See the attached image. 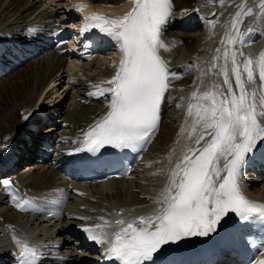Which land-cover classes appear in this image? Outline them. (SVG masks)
<instances>
[{
	"label": "snow or ice",
	"instance_id": "obj_1",
	"mask_svg": "<svg viewBox=\"0 0 264 264\" xmlns=\"http://www.w3.org/2000/svg\"><path fill=\"white\" fill-rule=\"evenodd\" d=\"M215 2L222 5L224 0ZM132 3V10L118 19L93 14L85 20L83 31L98 29L109 38L107 42H115L122 58L115 75L103 82L108 87L94 85L96 91L88 93L89 96L109 93L108 110L84 133V147L77 151L96 153L106 145L137 150L141 142L150 138L159 121L160 105L170 77L159 50H168L161 32L172 15L171 0H132ZM84 7L79 5L76 10L82 11ZM237 7L240 10L231 19L234 34L226 41L232 47H225L222 55L221 49H216L217 55L207 71L198 77L203 84L201 77L211 73L222 77L223 83L213 82L209 90L191 94L187 115L194 119L188 139L192 140L195 134V147L185 145L168 184L153 201L156 210L127 221L122 213H117L120 218L114 222L118 226L115 232L104 230L112 226L107 220L103 225L82 229L87 239L96 244L107 243L105 256L119 264H146L153 261V254L163 245L185 237L208 236L230 212L241 220L249 215L264 217V204L249 201L239 185L246 156L259 141H264V52L258 62L245 57L242 47L247 41L241 26L246 17L257 12L253 7L245 10L244 3ZM259 8L262 11L258 16H264V0H259ZM252 31L251 27L247 29V33ZM104 42L101 38V43ZM238 42L241 48L235 47ZM221 43L225 41L222 39ZM220 60L223 62L218 64ZM0 187L12 193L17 209L25 211L31 207V200L17 199L9 179L0 180ZM13 240L20 248L17 264H40L43 257L35 247L15 237Z\"/></svg>",
	"mask_w": 264,
	"mask_h": 264
},
{
	"label": "bare ground",
	"instance_id": "obj_2",
	"mask_svg": "<svg viewBox=\"0 0 264 264\" xmlns=\"http://www.w3.org/2000/svg\"><path fill=\"white\" fill-rule=\"evenodd\" d=\"M81 1H75L74 10L81 5ZM89 1L96 4V7H87L81 11L84 17L77 26L79 30L84 28L86 18L93 14L109 19H118L131 11L134 6L132 0ZM177 1L179 3H176L175 0L176 8L180 15L184 12H191V16L182 25L172 26L165 33V44L168 50H164L163 54L173 68L171 93L169 105L165 108V120L159 136L143 162L135 168L134 173L126 180H112L104 184L90 186L89 188L76 185L70 189L71 186L64 171L66 165L63 162L69 152L77 148L79 140L84 138L86 130L107 112L109 93H105L103 96H89L88 93L96 91L93 86L98 85L99 81L104 82L114 76L115 66L119 63L121 55L116 54L114 49L110 48V50H113L110 67L97 69L98 78L89 80L85 87H82V85L75 86L73 88L74 93L71 95V99L74 101L73 106L62 105L53 110V113H61V116L58 117L59 122L55 121L51 126L43 124L41 127L45 128L34 132L32 135L29 132L34 129L30 128L29 124H32L36 117V104L44 97L45 99L53 100L54 93L52 91L48 92L46 88L50 83L53 84V82L56 83L58 81V74L64 69V66L66 67L67 61L62 66L65 61L62 53L67 48L58 54L57 52H51L45 56H39V53L41 54L46 50V44L38 41L35 49H31V51L22 49L23 52H26L27 56L25 58L33 56L24 61L22 65L16 66L15 62L10 60L3 62V74L0 75V79L5 74L8 75L15 70L19 71L14 75V78H18L16 81L0 86V152L16 139L24 137L25 141H27L17 156V163L13 166L11 172H7L3 176V179H9L11 186L20 192L35 194L47 208L55 212L54 218L58 220L56 225L52 226L49 225L52 220L44 221L23 216L19 213V209L15 207V204L7 202L4 198L5 194L1 193V255L3 253L13 254L15 258H18L20 248L11 242L13 237L16 240L27 242L30 247H34L35 243L32 239L21 236L28 228V230L34 231L36 234L40 233L39 237L44 235V238H47L44 239L46 244L51 243L50 240L53 239L63 240L64 250L62 252L67 253L68 257L72 258L73 264H96L88 260V257L97 254L102 258L106 251V246H104V249L98 248L96 251H92L91 248L87 250V244L74 232L76 223L84 224L88 221L85 224L92 227L96 224L103 225L104 220H107L112 222V226L105 227V230L115 232L118 228L114 226V221L120 218V216L116 215L117 213L121 212L123 217H126L132 214H144L149 209H151L152 213L156 210L157 205L153 201L160 197L166 187L165 172H167V177H169L173 165L178 162L181 152L184 151L188 141L187 137L194 119L193 116L187 115L191 94L194 91L198 92V94L202 93L208 88L209 74L201 77L203 84L200 83L198 77H200L202 71H207L212 62L214 57V50L211 51L212 47L220 44L216 40L219 19L215 18L217 23L213 20H208L206 19V14L210 10L219 11L224 4L221 5L215 0ZM244 3H246V8H257L259 6V0H244ZM43 4L41 0H0V34L11 37L14 41L1 42L0 40V50L7 47L14 48L17 43L26 44L29 39L35 38L29 37V29L36 26L37 29L42 30L41 32L44 33H50L53 30V27L51 29L49 26H54V24H49L51 17H46L47 13L35 15L38 8L42 7ZM37 20L39 23H37ZM209 21H212V23H209ZM262 25L264 26V16H262ZM69 28L71 31V26ZM174 28L179 29L178 31L180 32H175ZM196 28H201V32L198 35L189 34ZM59 31H62L60 27L56 33ZM93 31H96L98 38H106L98 29L83 31L79 37L91 35L95 33ZM258 33L251 35L250 39L256 40L258 44L264 43V27L261 28L259 35ZM79 37L76 38L78 41L80 40ZM244 39L246 41L249 40V38ZM225 47L229 48L226 43L218 47L221 49V55ZM235 47L241 48V45ZM244 47L245 45L242 49ZM101 48L107 49L109 47L102 43ZM53 53L54 55L51 56ZM1 55L2 52H0ZM6 56L8 54L4 55L5 59H7ZM15 58L20 61L18 56ZM8 59H10L9 56ZM48 61L55 64L54 66L52 65L51 71H49L50 67H47ZM28 62V66L22 68ZM222 62V60L217 61L218 64ZM80 63L70 60L69 65H67L68 71L70 73L73 72ZM87 65L92 66L93 62ZM220 78L222 81V77ZM256 82L258 85L260 84L259 78ZM49 88L53 89L51 86ZM76 91L79 93L76 94ZM178 104L180 105L179 108L177 107ZM25 116H27V119H25ZM182 127L184 128L183 132H181ZM38 133L43 138L53 142L55 149L53 164H43L40 160L39 152L33 154L34 151L44 148L43 144L44 140H46L36 137ZM44 134H48V137H45ZM28 137H30V140H28ZM40 139L42 141L41 144L35 147V142ZM188 145L193 147L194 141L189 142ZM31 154H33V157L29 159L28 157ZM26 163H29L27 169L25 171L21 170V167ZM250 181L251 178H247L245 187L248 188L250 193L257 195V198L264 200V177L259 186L255 185V180H253V183H250ZM82 217L86 218V220L80 219ZM187 238L193 240L199 238V236ZM79 250H87V255L80 254ZM3 258L6 259V256H3ZM97 259L99 258L97 257ZM224 260L228 262L230 258L227 257Z\"/></svg>",
	"mask_w": 264,
	"mask_h": 264
},
{
	"label": "rangeland",
	"instance_id": "obj_3",
	"mask_svg": "<svg viewBox=\"0 0 264 264\" xmlns=\"http://www.w3.org/2000/svg\"><path fill=\"white\" fill-rule=\"evenodd\" d=\"M50 2L51 3H49L48 5L43 4L42 7L38 8L37 13L35 15H37L38 13H41V14L47 13L48 15H46V17L47 16H50L51 17L50 18L51 20L55 19L56 21L59 22L61 20V17H63V16L66 15L65 12H71V10L75 11L73 9L74 8V0H50ZM41 3H42V0H41ZM176 3H179V1L176 0ZM44 8L46 10H42ZM75 18L76 19H74V22L76 20H78V17L77 16ZM37 23H39V21ZM55 23H57V22H55ZM59 26H61L63 28L62 25H59L58 24V27ZM77 26H78L77 24L71 26V31H72V29H76ZM55 27L57 28V25L56 24H54L53 28H55ZM68 29H70V28L68 27ZM178 30L179 29H175L174 31L175 32H180ZM200 32H201V28H196V30L189 32V34L198 35ZM112 52H113V50H109L107 53L101 55V57L98 60H96L95 62H93V65L92 66H88L87 64L82 65L80 63L79 66H78V68H76V70H74L71 73L66 68L67 65H69L70 61L68 60V62H66L67 60H65L64 63H62V66H64L65 65V62H66V67L64 66V69H62V71L60 72V74H58V76H57L58 77L57 78L58 81H56V83H53V84L50 83L46 89L48 90V92L52 91L54 93L53 94L54 97H59V99H62V102H61L62 105H64V106L72 105L74 103V101L71 99V95L74 92L70 89V85H71V87L72 86L75 87V86H79V85H82V87H85L86 84H88L89 80H93L95 78H98L97 69L103 68V67L104 68H108L112 64L110 62V60L112 58V55H111ZM53 55H54V53L51 54V56H53ZM27 64H29V62L26 63L24 66H22V68L27 67L28 66ZM52 65L54 66L55 64L54 63H51V61H48L47 67H50L49 68V71L52 70V68H53ZM54 68H56V67H54ZM18 71L19 70H15V71L11 72L8 75L5 74L7 76L3 75V77L0 79V86L5 85V84H10V83H13L14 81H16L18 78H14L15 77L14 75H16V73ZM50 86L53 87L54 90L52 88H49ZM56 92H58V93L56 94ZM78 93L79 92L76 91V94H78ZM67 94H68V96H67ZM59 116H61V113H58V117ZM58 119L59 118H57V117L54 118L55 121L59 122ZM48 126H51V125H48ZM44 128L45 127H43V129ZM37 136L40 137V134L38 133V135H36V137ZM33 154H35V151H34ZM33 154H31L28 158L31 159V157H33ZM28 164L29 163H26L23 167H21V170L25 171V169H27Z\"/></svg>",
	"mask_w": 264,
	"mask_h": 264
}]
</instances>
